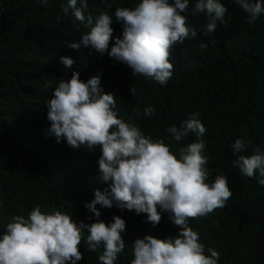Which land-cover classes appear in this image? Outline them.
Instances as JSON below:
<instances>
[{
  "label": "trees",
  "instance_id": "obj_1",
  "mask_svg": "<svg viewBox=\"0 0 264 264\" xmlns=\"http://www.w3.org/2000/svg\"><path fill=\"white\" fill-rule=\"evenodd\" d=\"M109 1L128 5L131 0H88L85 14L95 4ZM53 2L57 7L39 6L32 0H0V231L13 215L27 217L36 205L42 212L58 210L85 224L95 219L107 224L117 215L125 220L121 233L125 249L114 264H129L132 240L145 234L165 238L174 224L167 213L153 226L146 221V214L114 205H96L98 218L84 207L93 198L94 189L103 191L107 185L98 179L99 147L74 149L47 132L45 106L52 93L44 85H53L63 75L66 67L59 56H74L66 42L74 41L80 31L78 27L73 35L69 29L74 22L67 19L71 9L64 12L67 0ZM221 3L228 9L229 22L217 27L212 36L198 33L197 38L175 45L168 58L173 67L166 85L142 75L132 76L130 67L114 60L110 63L105 57L88 74L106 77L107 87L116 95L119 118L131 120L157 138L162 137L164 124L199 113L209 140L208 180L224 175L232 196L223 208L192 221L193 230L205 249L212 247L219 253L218 264H264V187L253 182L255 176L248 178L230 164V144L239 135H244L249 145L264 148V15L249 25L233 0ZM187 15L193 24L197 15ZM57 17L62 20L55 21ZM49 22L54 26L52 32L47 29ZM42 31L52 35L50 44L38 41ZM200 39L213 42L202 50ZM129 89L135 90L134 96ZM149 105L155 112L144 117L143 110ZM174 142V150L176 144H188ZM244 154H251V147ZM78 247L84 259L77 264H98L95 256L102 246L95 256L83 238Z\"/></svg>",
  "mask_w": 264,
  "mask_h": 264
},
{
  "label": "clouds",
  "instance_id": "obj_2",
  "mask_svg": "<svg viewBox=\"0 0 264 264\" xmlns=\"http://www.w3.org/2000/svg\"><path fill=\"white\" fill-rule=\"evenodd\" d=\"M32 1L39 6H55L53 0ZM129 2L95 4L86 15L88 0H67L64 12L71 9L67 19L74 22L69 29L73 35L78 27L80 31L74 41L66 42V47L74 49V56H59L66 67L63 75L53 85H44L52 93L45 106L47 132L74 149L99 147L98 179L107 187L103 191L94 189L93 198L84 205L93 217L100 216L96 205L146 214V221L153 226L159 223L162 213L168 214L174 225L165 238L145 234L132 240L133 258L129 264H218L219 253L212 247L205 249L192 221L223 208L232 191L224 175L208 180L209 140L199 113L164 124L162 137L157 138L141 131L131 120L119 118L116 95L107 87L106 77L88 72L105 57L110 63L130 67L132 76L142 75L164 86L172 75L168 58L173 47L197 38L198 33L212 36L217 27L229 22L231 17H226L230 14L221 0H192L191 7L190 0ZM233 3L246 14L249 25L264 15L262 0ZM189 13L191 17L197 15L193 24ZM47 29L52 32L54 26L49 22ZM51 38L42 31L38 41L50 44ZM200 41L202 50L213 42ZM129 90L134 96L135 90ZM135 112L140 116L139 109ZM154 112L149 105L143 116L151 117ZM182 140L188 144H176L174 150L172 141ZM249 147L251 154L245 155ZM230 148V164L248 178L257 177L253 182L264 187V148L249 145L244 135L237 136ZM124 230L125 220L117 215L107 224L100 219L85 224L58 210L42 212L36 205L27 217L13 215L4 224L0 231V264H77L84 259L78 247L82 238L93 255L102 246L98 257L94 255L98 264H114L125 249L121 236Z\"/></svg>",
  "mask_w": 264,
  "mask_h": 264
}]
</instances>
